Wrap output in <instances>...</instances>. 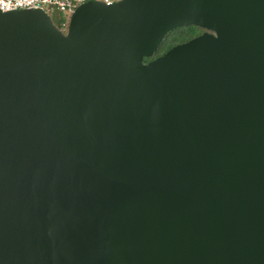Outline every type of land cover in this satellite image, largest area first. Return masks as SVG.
<instances>
[{
	"label": "water",
	"instance_id": "1",
	"mask_svg": "<svg viewBox=\"0 0 264 264\" xmlns=\"http://www.w3.org/2000/svg\"><path fill=\"white\" fill-rule=\"evenodd\" d=\"M0 264H264V0L0 9Z\"/></svg>",
	"mask_w": 264,
	"mask_h": 264
},
{
	"label": "built area",
	"instance_id": "2",
	"mask_svg": "<svg viewBox=\"0 0 264 264\" xmlns=\"http://www.w3.org/2000/svg\"><path fill=\"white\" fill-rule=\"evenodd\" d=\"M89 1H98L107 5H112L121 0H2L0 9L2 11L18 10V9H42L50 15V11L56 8L66 18L62 22V29L65 33L69 26V21L77 7Z\"/></svg>",
	"mask_w": 264,
	"mask_h": 264
},
{
	"label": "trees",
	"instance_id": "3",
	"mask_svg": "<svg viewBox=\"0 0 264 264\" xmlns=\"http://www.w3.org/2000/svg\"><path fill=\"white\" fill-rule=\"evenodd\" d=\"M50 16H51L53 22L55 23V25L61 30L62 29V22L65 19L64 16L62 18H59V19L52 17L51 14H50ZM185 28H186V30L194 29V31H198V32H195L194 34H192L191 37H190V35H188L187 37H185L186 35H184V37L180 36L179 35L180 30L179 29H185ZM202 31H203V29L200 27H197V26H182L180 28L173 30L172 32H170L166 35V37L162 41L160 47L155 52V54L152 57L145 58L144 61L145 62L151 61L152 59L156 58L157 56L164 54L165 52H167L169 49H171L175 45H177L179 43H184V42L192 39L196 35H199Z\"/></svg>",
	"mask_w": 264,
	"mask_h": 264
},
{
	"label": "rangeland",
	"instance_id": "4",
	"mask_svg": "<svg viewBox=\"0 0 264 264\" xmlns=\"http://www.w3.org/2000/svg\"><path fill=\"white\" fill-rule=\"evenodd\" d=\"M50 14L52 15V17H54L56 19L62 18L64 16V14L63 13H60L56 8L51 9ZM64 18H66V16ZM179 30H180L179 31V35L180 36H183V37H184V35H186L185 37H187L188 35H190V37H191L192 34H194L195 32H198V31H194V29L186 30V28L185 29H179Z\"/></svg>",
	"mask_w": 264,
	"mask_h": 264
},
{
	"label": "flooded vegetation",
	"instance_id": "5",
	"mask_svg": "<svg viewBox=\"0 0 264 264\" xmlns=\"http://www.w3.org/2000/svg\"><path fill=\"white\" fill-rule=\"evenodd\" d=\"M205 31H206V30L203 29V31H202L200 34L204 33ZM200 34H199V35H200ZM197 36H198V35H197Z\"/></svg>",
	"mask_w": 264,
	"mask_h": 264
},
{
	"label": "snow or ice",
	"instance_id": "6",
	"mask_svg": "<svg viewBox=\"0 0 264 264\" xmlns=\"http://www.w3.org/2000/svg\"><path fill=\"white\" fill-rule=\"evenodd\" d=\"M109 2H111V0H109ZM0 3H2V0H0Z\"/></svg>",
	"mask_w": 264,
	"mask_h": 264
}]
</instances>
